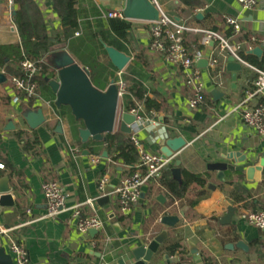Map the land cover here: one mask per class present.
Listing matches in <instances>:
<instances>
[{
    "label": "crops",
    "instance_id": "1",
    "mask_svg": "<svg viewBox=\"0 0 264 264\" xmlns=\"http://www.w3.org/2000/svg\"><path fill=\"white\" fill-rule=\"evenodd\" d=\"M1 1L0 45L19 43L20 35L13 20L10 0ZM33 1L43 14L48 32L59 31L61 20L54 10L53 0ZM156 1L165 13L181 24L189 28L215 30L230 43L245 49V54L254 56L260 62L264 59V0H259L253 10L245 13L237 0H190L191 7L184 0ZM125 2L80 0L79 5L89 12L99 9L102 17L108 18L111 11H123ZM227 17L240 20L241 30L251 37L250 43L243 39L238 41V35L226 37L229 27ZM130 22L132 28L128 41L124 42L128 51L123 52L131 56V61L137 53L146 61L144 85L149 90L148 95L159 98L163 106L159 111H147L142 105L145 115L151 112L157 114V122L127 135L136 134L145 149L160 154L161 147L169 138L182 136L186 145L172 159V178L176 180L172 169L179 159L182 171L201 175L206 185L193 184L182 197L173 200L169 189L161 182L162 177L151 180L143 187L138 205L131 213L123 215L116 195H106L108 200L99 202V181L107 176L108 191L113 192L129 174V166L113 161L104 146L96 145L94 141L83 147L74 131V127L79 129L82 123L72 118L71 114L62 115L60 109L41 96L38 95L32 105L24 99L22 103L15 104L8 78L0 84V151L13 165L15 172L12 178L3 176L0 180H9L15 200L10 206L0 204L1 222L7 226L27 224L18 233L29 251L30 264H132V251L150 243L165 230L168 237L155 255L157 263L171 264L177 261L180 253L169 256L162 252V248L167 242H179L184 251L182 255L192 264H264V229L241 218L244 212L264 208V168L255 171L253 180L248 179L246 171L227 170L225 178H220L219 171L209 168L212 163L226 161L224 157L232 153L248 156L256 166L259 165L264 153V137L245 123L242 111L237 109L247 89L252 87L257 73L248 66H242L234 82L232 72L227 68L231 55L221 50L219 42L205 46L200 33L188 31L183 38L190 53L195 55L201 51L209 57L213 54L224 67L222 77L218 79L206 57L202 59L208 61L207 66H199L200 60L196 62L204 83L205 97L203 103L192 109L189 107L192 91L185 82V71L167 61L165 54L152 46L148 24L143 21ZM254 42L257 43L255 46L252 45ZM256 47L263 50L261 58L249 53ZM108 59V55L101 56L104 63ZM112 79L108 78L106 87ZM215 90L221 96L216 97L213 93ZM262 99L264 96L260 97ZM120 106L121 112L128 111L122 104V98ZM37 107L43 108L47 122L37 130H31L21 115L25 109ZM8 117L15 119V131L4 130ZM59 125L62 132L57 130ZM19 129L35 131L39 139L36 153L24 150L16 135ZM94 156L100 157L98 163L92 162ZM240 159L237 157V162ZM50 181L62 185L68 207L83 204L84 213H96L104 221L105 228L94 234L79 232L71 210L61 213L56 219L41 218L47 210L43 184ZM202 193L199 202L192 206ZM92 199H95L94 209L87 203ZM230 207L235 209L232 222L224 224L221 221ZM166 215L178 216L179 223L175 227L164 225L162 218ZM240 240L249 245L248 251L229 248V244ZM1 249L13 260L9 240L3 236H0Z\"/></svg>",
    "mask_w": 264,
    "mask_h": 264
},
{
    "label": "trees",
    "instance_id": "2",
    "mask_svg": "<svg viewBox=\"0 0 264 264\" xmlns=\"http://www.w3.org/2000/svg\"><path fill=\"white\" fill-rule=\"evenodd\" d=\"M53 2L54 10L61 20V29L50 34L41 10L33 0H14L16 13L13 20L20 35V42L0 45V69L4 71L9 81L13 76H25L26 73L21 68V62L24 59L38 61L41 58H47L53 51L63 48H67L76 57L80 65L88 68L92 82L98 88L105 89L109 77L118 81L117 73L119 71L109 59L106 63L102 62L101 56L107 57L106 46H114L121 51H128L124 42L128 41L132 23L117 17L103 18L99 9L89 12L79 5L80 0H53ZM184 2L191 7L190 0H184ZM77 31L80 32L79 36H76ZM188 33V31L184 32V38ZM226 34V37L238 35L236 37L238 41L243 39L250 43L249 33L242 30L237 33L230 25ZM200 36L202 39L203 35L200 34ZM184 44L187 47L185 41ZM256 44L254 42L252 45L255 46ZM240 52L246 61L257 65L259 68L264 67V59L260 62L254 56L245 54L246 51L243 48ZM146 66V61L137 53L122 73L127 84L126 93L122 97V104L128 111L136 108L139 104L143 105L147 111H159L163 106L159 98L148 95L149 90L144 85ZM54 75L51 65L46 60L34 80L37 83L38 95L55 105V95L46 81V77H54ZM34 101L35 98L30 99V105ZM60 112L62 115L71 114L68 106H62ZM72 118H74L73 115ZM74 131L77 134L76 139L82 143L76 127H74ZM16 135L24 150L37 152L39 139L35 131L28 132L19 129L16 131ZM94 144L104 146L113 161L128 165L130 168L128 175L134 171V167L139 162L138 150L131 136L120 130L108 134L103 142H94ZM82 145L87 147L89 143H82ZM0 162L4 164V168H0V178L3 176L12 178V174L15 172L14 167L4 158L1 151ZM172 166L173 163L167 166L166 171H163L161 182L167 186L173 200L182 197L193 184L202 187L206 185L207 182L201 175L186 170L182 171V183L177 182L172 178ZM202 196L203 193L192 203V206L196 205ZM257 244L258 242L255 243L256 247H258ZM162 252L169 256L176 253L181 254L180 258L171 264H192L182 255L184 251L179 242H167L163 246Z\"/></svg>",
    "mask_w": 264,
    "mask_h": 264
},
{
    "label": "built area",
    "instance_id": "3",
    "mask_svg": "<svg viewBox=\"0 0 264 264\" xmlns=\"http://www.w3.org/2000/svg\"><path fill=\"white\" fill-rule=\"evenodd\" d=\"M242 11L248 12L253 10L259 3V0H237ZM153 2L160 10V18L153 22H144L149 25V32L152 39V46L165 54V59L185 71V82L191 88L192 96L189 100V107L197 108L204 101L205 88L201 79V73L196 68V62L206 57L215 70V77L220 79L224 67L221 65L220 59L215 55L205 56L203 52L198 51L192 55L184 44L183 34L185 31H195L203 35L202 44L209 46L214 42H219V46L223 52H228L234 57V60L242 66H248L257 73L252 87L247 89L244 99L238 104L237 109L242 111V117L245 123L258 135L264 137V69L251 65L247 62L240 51L241 48L237 44L230 43L227 39L213 30L189 28L175 18L165 13L158 5L156 0ZM11 7H14V0H10ZM108 17H117L126 19L123 11H111ZM226 22L234 28L236 32L241 31L242 25L238 18L227 17ZM76 32V35H79ZM254 40V38H252ZM47 58H41L38 61L24 59L21 62V68L26 73L25 76H13L10 79L12 99L15 104L22 103V100L30 101L37 98V83L34 80L40 73L42 65L45 64ZM123 71H119L117 81L120 98L126 93V82L122 76ZM130 113L137 117L138 130L157 122V114L151 112L145 115L142 105L130 110ZM137 130V129H136ZM138 154L139 162L134 167V171L124 177L121 184L113 191H108L109 179L104 176L99 181L100 197L114 194L117 196L121 212L127 215L132 212L133 208L138 205L141 200L143 187L151 180H159L162 177L163 170L172 163V157H164L158 152H151L145 149L140 142L138 136H131ZM100 161L99 156L92 158L93 163ZM258 165V164H257ZM0 168H4V164L0 162ZM43 194L46 199L47 210L41 218L56 219L59 215L67 210L72 211V217L77 230L81 233H88L90 230H102L105 228L104 221L96 214L86 215L83 211V204L67 206V195L62 185L57 181L45 182L43 184ZM2 194L0 193V199ZM13 200L15 196L12 195ZM94 209L95 199L87 202ZM30 212V211H29ZM241 218L249 224L264 229V208L254 212H244ZM24 224L7 226L0 220V236L9 240V251L13 256L15 264H30L29 251L26 248L21 235L18 233Z\"/></svg>",
    "mask_w": 264,
    "mask_h": 264
},
{
    "label": "water",
    "instance_id": "4",
    "mask_svg": "<svg viewBox=\"0 0 264 264\" xmlns=\"http://www.w3.org/2000/svg\"><path fill=\"white\" fill-rule=\"evenodd\" d=\"M13 15H15V7H12ZM124 16L130 21H144L153 22L160 18V10L153 0H126L124 7ZM201 16V15H199ZM107 55L112 65L118 71H124L131 61V56L127 53L117 49L114 46H106ZM259 58L263 55V50L256 47L249 51ZM49 64L54 71V77H46L54 95L55 106L60 109L62 106H68L74 119L82 123V127L78 129V134L82 143L90 141L103 142L108 134L116 132L117 128L123 133L132 134L138 129L137 117L128 112H121V98L120 90L115 79L110 81V84L101 89L94 85L92 82L90 71L88 68L80 65L76 59L66 49L55 50L47 57ZM208 61L202 59L199 61V66H207ZM227 68L232 72V79L235 82L238 77V72L242 70V65L234 60L233 56L228 59ZM8 77L3 71H0V84L5 83ZM216 97L221 96L218 90H215ZM22 119L31 130H37L39 127L47 122V117L42 107L27 108L22 112ZM17 125L13 117L6 119L5 131H15ZM59 132H62V127H57ZM186 145V140L182 136L169 138L165 145L161 147V153L164 157H174L175 153L180 151ZM89 152V151H87ZM107 155V152H105ZM237 157H241L237 162ZM226 161L219 163H212L209 168L219 171V177L225 178V172L240 171L245 172L249 180H253L256 170L264 168V153L260 157L259 165L255 163L248 156L242 157L240 154H229L224 157ZM230 160H234L231 163ZM237 162V163H236ZM242 163L238 165V163ZM173 177L182 183V170L181 161H175V167L172 169ZM12 187L8 179L0 180V199L1 205H13V197L11 194ZM162 199V197H160ZM107 196L101 197L99 202H106ZM235 212L233 207H230L228 214L223 217L222 223L229 224L232 222V216ZM178 216L166 215L162 218V223L169 227H175L179 223ZM92 234L97 233L98 230H90ZM168 232L162 231L153 241L148 244H143L132 251L133 263L132 264H160L155 262V255L160 251V247L166 241ZM229 248L249 250V245L240 240L237 243L229 244ZM169 259V256H166ZM123 263V261H120ZM0 264H14L10 255L6 254L4 249L0 250Z\"/></svg>",
    "mask_w": 264,
    "mask_h": 264
},
{
    "label": "rangeland",
    "instance_id": "5",
    "mask_svg": "<svg viewBox=\"0 0 264 264\" xmlns=\"http://www.w3.org/2000/svg\"><path fill=\"white\" fill-rule=\"evenodd\" d=\"M3 1V0H2ZM2 1H1V3H2ZM1 5V4H0Z\"/></svg>",
    "mask_w": 264,
    "mask_h": 264
}]
</instances>
